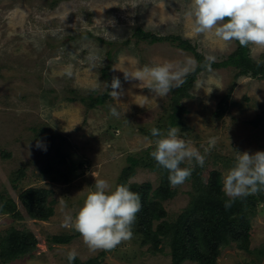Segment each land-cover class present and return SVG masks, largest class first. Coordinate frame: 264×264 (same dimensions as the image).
Returning a JSON list of instances; mask_svg holds the SVG:
<instances>
[{"label":"rangeland","instance_id":"rangeland-1","mask_svg":"<svg viewBox=\"0 0 264 264\" xmlns=\"http://www.w3.org/2000/svg\"><path fill=\"white\" fill-rule=\"evenodd\" d=\"M190 4L191 0H0V196L15 199L21 190L40 187L51 191L48 200L54 201L55 210L46 222L18 221L0 214V231L13 226L29 230L39 239L32 256L10 264H65L72 250L80 260L103 253L102 264H169V255H150L131 240L111 251L92 252L80 234L67 245L49 247L47 239L72 234L73 227L62 226L64 218H75L87 194L95 190V179L106 180L114 190L127 158L144 156L149 147L154 149V141L140 130L166 122L163 115L171 94L152 99L154 93L139 86L138 80H125L121 70L165 61L182 64L193 58L168 42H137L132 39L133 30L141 28L161 37L178 35L204 57L214 55L216 61L235 49L234 42L225 44L211 34H193L192 18L185 15ZM248 48L253 60L263 57L264 61V49ZM92 55L98 59H91ZM69 66L71 77L66 75ZM106 68L108 78L104 79L101 71ZM235 73L231 68L204 71L197 76L191 97L181 100L188 111V129L179 135L205 155L206 177L212 170L223 177L234 164L235 151H264L260 127L249 123L257 116L264 117V81L236 78ZM113 77L121 81V89L116 91L123 94L118 101L108 94L105 104L92 110L78 101H67L75 93L85 96L93 91L95 95L112 91ZM226 95L234 105L217 119L214 111ZM112 107L120 113L118 118L111 115ZM59 137L64 138L63 144ZM211 138L216 139L214 146L209 145ZM37 141L42 148L36 147ZM57 152H69L67 161L76 169L67 184L52 182L47 177L50 175L42 173L51 161L53 175L65 169ZM193 161L183 164L191 166ZM21 169L24 177L12 189L9 180ZM130 182H150L156 187L158 176L138 168ZM189 190L188 183L179 185L177 195L163 203L169 220L186 206ZM261 246L264 215L253 219L250 231V249ZM253 261L264 264V258L257 261L231 247L221 251L216 264Z\"/></svg>","mask_w":264,"mask_h":264},{"label":"trees","instance_id":"trees-1","mask_svg":"<svg viewBox=\"0 0 264 264\" xmlns=\"http://www.w3.org/2000/svg\"><path fill=\"white\" fill-rule=\"evenodd\" d=\"M132 39L137 42H145L149 45L155 43L168 42L174 47L190 53L198 62L204 63L205 57L197 52V49L188 40L178 35L158 36L151 32L135 28L132 32ZM235 49L224 58L212 63L213 70L233 69L235 77H248L251 79L264 81V61L263 57L259 61L253 60L249 55V48L242 47L238 41H233ZM103 69L101 74L104 79L108 78L107 70ZM206 71L197 66L195 71L186 77V83L179 89L170 92L169 102L164 110V124L158 122L154 127L167 130L169 127L179 126L181 132H185L186 115L188 113L181 100L190 98L197 76ZM75 92L72 91V94ZM90 92L88 95H75L67 99L69 103L80 102L87 110L101 107L110 96L107 92L97 94ZM234 103L230 101L228 95L224 96L216 106L214 116L217 119L227 112ZM264 117L257 116L250 121L253 127H260L264 140ZM153 128V127H152ZM150 129H142L143 135L152 141L156 137L151 135ZM61 144L65 142L63 137H59ZM149 147L144 156L128 157L127 166L121 169L117 177L115 187L121 184L129 186L131 191L137 192L141 197L142 207L137 213L136 220L132 226L133 237L131 242L139 248H146L145 252L156 256L169 255V264H183L191 262L193 264H216L222 250L235 248L246 254L253 255L257 261L264 258V246L257 249H250L251 222L258 215H264V191L243 198H237L228 209L224 207L225 201L229 198L222 191V174L218 170L208 172L206 177V164L203 167L193 161V165L181 164V167L193 168L190 178L185 183L189 184L190 190L188 203L180 213L172 220L168 219L163 203L173 199L177 195V187L171 186L166 169L157 164L150 153L153 151ZM58 157L64 165V170H56L54 175V162L51 161L42 170L52 182L67 184L69 178L74 176L76 169L73 164L67 161L71 155L69 152L58 153ZM83 165H79L82 169ZM138 168H143L155 173L158 176L156 187L150 182L131 183ZM24 177L23 170H17L14 177L9 180L12 189ZM114 187V189H115ZM51 191L40 187H29L21 190L17 197L0 196V214H8L12 218L21 221L24 219L46 222L54 215V201L48 200ZM78 232L55 234L50 236L47 244L67 245L78 235ZM39 239L29 230L9 227L0 231V264H10L25 256H32L37 250ZM167 249V250H166ZM101 253L98 256L80 260L76 257L72 264H102ZM255 261H253V264ZM65 264H69L66 257Z\"/></svg>","mask_w":264,"mask_h":264},{"label":"clouds","instance_id":"clouds-1","mask_svg":"<svg viewBox=\"0 0 264 264\" xmlns=\"http://www.w3.org/2000/svg\"><path fill=\"white\" fill-rule=\"evenodd\" d=\"M185 15L192 18V32L195 35L211 34L218 40L229 44L238 41L242 47L249 45L264 49V0H191ZM98 59L95 55L90 57ZM216 61L214 55H206L204 63L198 65L193 58L181 63L165 61L154 66L145 65L134 70H121L124 79H135L140 85L149 89L154 96L163 98L173 89H179L186 83V77L195 71L197 66L212 72V63ZM71 66L66 75L72 76ZM109 85L105 82V90ZM108 92L114 100L122 95L121 81L113 77ZM146 100H149L145 96ZM142 106V105H140ZM143 107V106H142ZM111 115L120 116L115 107L110 109ZM180 127H169L166 131L153 127L151 135L156 137L151 157L159 166L169 173L171 186L182 185L190 178L193 168L181 167L185 161L193 160L203 167L205 155L180 137ZM216 139L211 138L209 145L214 146ZM37 148L43 145L37 141ZM46 150V149H45ZM208 148L204 149L207 153ZM234 164L222 177V191L229 198L224 207L230 208L237 198L247 197L264 191V151L249 153L235 151ZM95 190L90 191L75 215H66L63 227H73L80 234L84 244L92 252L111 251L122 242L133 237L132 226L140 211V194L131 191L129 186L121 184L110 190V185L104 179H95ZM78 253L72 250L67 259L72 264Z\"/></svg>","mask_w":264,"mask_h":264}]
</instances>
